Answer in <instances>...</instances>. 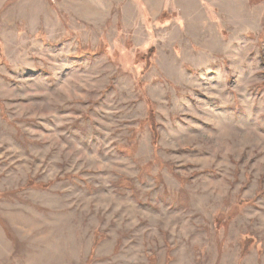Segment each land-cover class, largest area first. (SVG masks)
<instances>
[{
    "label": "rangeland",
    "instance_id": "rangeland-1",
    "mask_svg": "<svg viewBox=\"0 0 264 264\" xmlns=\"http://www.w3.org/2000/svg\"><path fill=\"white\" fill-rule=\"evenodd\" d=\"M0 264H264V0H0Z\"/></svg>",
    "mask_w": 264,
    "mask_h": 264
},
{
    "label": "trees",
    "instance_id": "trees-1",
    "mask_svg": "<svg viewBox=\"0 0 264 264\" xmlns=\"http://www.w3.org/2000/svg\"><path fill=\"white\" fill-rule=\"evenodd\" d=\"M147 119H148V121H149V125H150V129H151V131H152V136H153V140H154V138H155V136H157V133H156V131H154V129H155V127H156V123H155V120H154V112H152V111H149V113H148V115H147ZM251 241V240H250ZM249 241V242H250ZM248 242V243H249Z\"/></svg>",
    "mask_w": 264,
    "mask_h": 264
}]
</instances>
